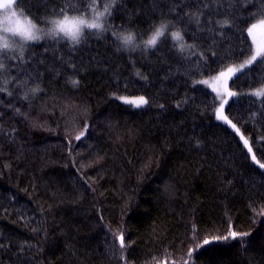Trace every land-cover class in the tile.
<instances>
[{"label":"trees","instance_id":"1","mask_svg":"<svg viewBox=\"0 0 264 264\" xmlns=\"http://www.w3.org/2000/svg\"><path fill=\"white\" fill-rule=\"evenodd\" d=\"M88 2L16 6L46 27ZM262 10L264 0H117L108 30L87 29L75 49L45 36L24 46L23 61L19 50L5 58L0 264H264V170L241 140L264 163V96L251 94L264 64L230 80L225 114L239 133L217 118L220 98L203 82L249 58L242 29ZM162 22L165 37L179 29L194 47L161 37L144 51L141 36ZM126 31L136 51L112 34ZM140 96V107L120 99ZM233 231L248 235L223 239Z\"/></svg>","mask_w":264,"mask_h":264},{"label":"snow or ice","instance_id":"2","mask_svg":"<svg viewBox=\"0 0 264 264\" xmlns=\"http://www.w3.org/2000/svg\"><path fill=\"white\" fill-rule=\"evenodd\" d=\"M26 2L27 0H3V2L0 3V8L6 10L3 19L0 20V56L8 57V53L14 50V43H11L9 41V35L13 38L18 37L19 42H21V46L19 49V59L21 61L24 60V46L27 45L28 42L40 41L45 36H50L53 39H56L58 37L60 40H67L70 42L71 47L75 49L77 45L81 44L82 39H86V37H84L85 28L97 29L101 32L108 30L105 29L104 24L101 22V18H106V16H110L111 9L117 4V0H110V3H103V0H90V2H88L87 9H76L72 5L68 6L71 7L73 11L81 12V15H70L66 8H61L59 12L56 13V16L58 18L50 21L52 27L47 32L43 33V35H41L40 33L42 30L38 29L37 25L32 22V18L30 16L31 9L28 10L27 16H25V13L23 11L18 13L15 10L14 6L19 5L21 8H23V5ZM101 3L103 4V11L98 10V4ZM205 7H208V5H205ZM88 9H90L94 15V18L91 21L83 18L84 14L88 11ZM22 16L24 17L23 20L21 19ZM35 19L39 20V17H36ZM195 20L196 23L199 25L200 20L198 16L195 17ZM217 23L219 24L220 28L231 27V25H229L227 21H224L223 23ZM173 27L175 26L173 25ZM110 28L111 26L109 25V29ZM168 28V23L162 22L158 27H155L152 30L151 35L148 37V39L144 40L141 36V43L144 46V51H147L148 49H155L158 41H160V38L165 37V33L168 32ZM257 28H264V10L260 11L259 13H253L247 22L246 28L242 29V31H247L249 34H251ZM112 34L116 37L117 40L121 41V48L123 50L136 51L141 47L140 43H136L137 34L135 32H113ZM219 35L223 37L225 33L220 32ZM168 39L177 42L178 50L181 52H183L186 47H194V45H186V43L184 42V36L182 35L179 29H177L176 31H171L169 35L165 37L164 42L166 43ZM247 54L249 58L243 64H241V68L250 66L254 63L264 64V47H257L255 50H253L250 45L247 49ZM213 55L215 54L213 53ZM10 58L16 59L15 56ZM4 69L5 64L2 60H0V71H3ZM232 71L233 69L231 67L227 69L228 73H231ZM225 74L226 73H221V75ZM137 75H139V73H137ZM22 83L26 84V81H22ZM71 83L75 87L79 84V81L72 80ZM0 91H5V89H0ZM29 91L32 94H36L40 92L41 89L39 88V86H37L29 89ZM230 95L234 94L230 93ZM252 95L262 97L264 96V89L256 90L252 93ZM23 99H28L27 93L24 95ZM120 99H123L128 103H132L136 107H140L148 103V101L142 96L137 97L134 100H129L126 97H120ZM17 111L19 110L17 109ZM218 119L225 120L226 123L230 125L232 129L239 133V129L236 127V125L232 124V122L226 117H218ZM81 135H83V133H81ZM80 138L81 137L79 135L76 137L77 140H79ZM241 140L247 148V153L251 154L249 157L250 162H253L254 166L258 165L259 169L264 170V163H261V161L257 159V156L253 151V147L249 144V140L244 138L243 134H241ZM257 151H260L262 153V158H264V149H258ZM247 235V233L238 234L237 232L233 231L229 233V236L223 237V239L227 240L229 239V237H231L235 240L238 236ZM210 243L211 242L208 240L204 241L205 245ZM120 245L121 248L124 247V240L122 235L120 236Z\"/></svg>","mask_w":264,"mask_h":264},{"label":"rangeland","instance_id":"3","mask_svg":"<svg viewBox=\"0 0 264 264\" xmlns=\"http://www.w3.org/2000/svg\"><path fill=\"white\" fill-rule=\"evenodd\" d=\"M2 2H3V0H0V3H2ZM14 7H15V10L19 13L20 11L17 8V6H14ZM5 11H6L5 9L0 8V20L3 19ZM99 11H103V9H101ZM83 18L91 21L94 18V15L91 14V15L83 17ZM21 19L23 20L24 17L22 16ZM106 21H107V16H106V18H101V22L104 24V27H105ZM51 27H52V25H51L50 22L48 23V25L46 27H41V26L37 25V28L42 30L41 33H40L41 35H43V33L47 32ZM86 30H87V28L84 29V32ZM95 30H97V29H95ZM250 35H251L252 41L254 43V50L257 47H264V28H257ZM9 41L11 43H14V50L8 53V57L0 56V60H2V61H4L5 58H10V57L15 56V53L20 49L21 42H19V38L18 37L17 38H13V37H11L9 35ZM119 42L121 43V41H119ZM136 43H139V42L136 41ZM19 56H20V53H19ZM245 61H243V62H241L239 64H236V65L230 66L233 69V71L231 73L227 72V69L229 68L228 67L227 69L221 71L220 73H218V74H216V75H214V76H212L210 78H206V79L203 80L204 84H206L208 87H210L220 98V107H219V113H217V118L218 117H226L225 108H226V106H227V104H228V102L230 100V97H231V95H230L231 91H230V87H229L230 80L236 74H238L239 72H241L242 70H244L245 68L248 67V66L244 67V68L240 67L241 64H243ZM221 73H226V74L225 75H221ZM259 89H264V85H262L259 88L254 89L253 91H251V94L253 92H255L256 90H259ZM142 97H144V96H142ZM126 98H128L129 100H134L137 97H126ZM123 101H125V100H123ZM130 104H132V103H130ZM219 120L224 121L223 119H219Z\"/></svg>","mask_w":264,"mask_h":264}]
</instances>
